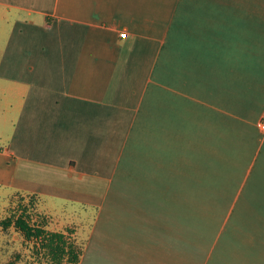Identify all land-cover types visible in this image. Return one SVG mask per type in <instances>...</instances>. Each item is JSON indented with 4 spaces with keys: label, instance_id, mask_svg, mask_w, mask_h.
Listing matches in <instances>:
<instances>
[{
    "label": "crops",
    "instance_id": "1",
    "mask_svg": "<svg viewBox=\"0 0 264 264\" xmlns=\"http://www.w3.org/2000/svg\"><path fill=\"white\" fill-rule=\"evenodd\" d=\"M262 118L264 0H0L8 194L78 264H264Z\"/></svg>",
    "mask_w": 264,
    "mask_h": 264
},
{
    "label": "rangeland",
    "instance_id": "2",
    "mask_svg": "<svg viewBox=\"0 0 264 264\" xmlns=\"http://www.w3.org/2000/svg\"><path fill=\"white\" fill-rule=\"evenodd\" d=\"M0 133V137L3 136ZM7 143L0 141V151L7 150ZM12 169L11 163L6 164L3 154L0 153V264H52L46 251L41 249L34 240H27L13 224L2 226L1 221L15 211L18 196L24 197V206L38 218L37 199L33 195L8 194ZM10 195V196H8ZM32 202V203H31ZM214 221H197L196 228L191 232L197 240L196 252L212 253V264H220V233Z\"/></svg>",
    "mask_w": 264,
    "mask_h": 264
},
{
    "label": "trees",
    "instance_id": "3",
    "mask_svg": "<svg viewBox=\"0 0 264 264\" xmlns=\"http://www.w3.org/2000/svg\"><path fill=\"white\" fill-rule=\"evenodd\" d=\"M16 206L15 211L1 221L2 226L13 224L25 239L34 240L46 251L52 264H78L82 248L73 237L74 228L48 229L45 215L41 213L38 218H34V214L24 206L22 196H18Z\"/></svg>",
    "mask_w": 264,
    "mask_h": 264
},
{
    "label": "built area",
    "instance_id": "4",
    "mask_svg": "<svg viewBox=\"0 0 264 264\" xmlns=\"http://www.w3.org/2000/svg\"><path fill=\"white\" fill-rule=\"evenodd\" d=\"M261 124H262L263 127H264V118H262Z\"/></svg>",
    "mask_w": 264,
    "mask_h": 264
}]
</instances>
